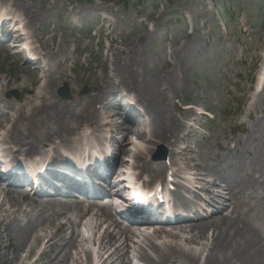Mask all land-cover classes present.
<instances>
[{"label": "rangeland", "instance_id": "rangeland-1", "mask_svg": "<svg viewBox=\"0 0 264 264\" xmlns=\"http://www.w3.org/2000/svg\"><path fill=\"white\" fill-rule=\"evenodd\" d=\"M114 1L16 0L31 8L36 16L35 30L41 40L53 36L43 50V54H48L44 55L45 61L56 54L74 62L72 71L67 72L72 78L70 96L85 97L93 79L96 85L100 84L110 73L108 62L114 57L125 59V55H117L118 50L128 49L129 56L143 66L140 76L147 85L161 82V76L167 73L182 79L181 96H172L179 109L171 107L170 111L180 118L190 107L196 114L198 111L207 114L193 116L196 124L192 127V122H188L190 125L178 140V147L188 148L183 158L200 160L207 169L205 179L208 181L218 183L221 178H230V181L249 185L231 199L232 203L229 200L225 203L229 211L231 204L244 218L259 223L258 211L264 207V92L260 99L256 98L252 76L253 72L257 75L264 64V0H122V4ZM97 16L105 18L101 47L98 40L79 29L88 25L97 30L100 25L94 26L91 22ZM110 46L115 49L113 55L106 54ZM34 73L20 58L10 54L5 45H0V85L6 83L0 100L7 105L5 108L0 104V116L10 107H18L31 98V90L36 86L31 82L20 88V83ZM116 83L110 87L112 91L125 94L123 87ZM85 88L86 92L79 94ZM9 91L16 92L18 97L6 98L5 93ZM167 96L164 94V98H160L164 105L169 103ZM57 100L67 103L58 96ZM3 123L4 117L0 119V124ZM114 137L120 139L119 134ZM127 138L138 145L132 135ZM159 145L167 150L163 144ZM157 146H151L152 154ZM257 169L262 175L255 174L257 180L249 181L247 177ZM185 195L198 201L195 193ZM3 197L0 194V200ZM19 200V210L5 206V211L0 213V216H8L0 229V264H31L30 260L38 257L36 264H55L50 263L53 252L64 244L67 234L55 233L52 227L46 230L53 234L52 247L43 242L30 260H23L26 252L20 249L10 230L14 220L17 223L36 216L37 200L31 196ZM202 206L208 211L213 209L207 203ZM66 208L67 216L76 211L92 210L91 206L78 203ZM103 214L107 212L103 210ZM7 225L5 236L3 226ZM78 249H71L66 264H85V254L76 255ZM200 258L202 261L203 255Z\"/></svg>", "mask_w": 264, "mask_h": 264}, {"label": "bare ground", "instance_id": "bare-ground-1", "mask_svg": "<svg viewBox=\"0 0 264 264\" xmlns=\"http://www.w3.org/2000/svg\"><path fill=\"white\" fill-rule=\"evenodd\" d=\"M0 10H3L4 16L21 24L29 39V45L38 52L41 63L29 79L24 78L20 83V88L31 82L36 86L31 90V98L18 107H10L11 114L3 112L0 116V119L3 117L5 119V123L0 124L2 158L16 155L31 158L40 155L43 146H48L44 153L48 157H53L59 155L62 150L71 151L68 146L72 143L76 147L73 152L78 154L85 146L99 144L104 138V133L108 131L110 134L120 135L121 157L117 159V164L123 166L131 181L136 182L143 175L150 178L151 182L155 179L163 180L165 171L171 169L173 177L178 178L175 181L177 190L183 189L187 193H192L190 187L179 183V174L182 175L184 170H188L195 184L203 183L199 191L209 198V204L216 207L215 215L212 217L206 215L198 218L196 222L179 223L169 231L158 228L150 234H144L122 224L111 214L109 201L115 197L112 192L107 193V198L93 201L90 212L76 211L72 214L75 215L74 218L65 215L68 203L60 205L53 200L40 198L35 204L37 208H34L37 211L36 216L17 223L14 220L13 229L10 230L17 239L20 249L26 252L23 260H30L31 255L43 242L46 246L52 247L50 242L53 234L46 231L52 227L55 233L67 234L64 244L53 252L50 263L55 264H66L71 249L75 250L77 247L80 249L76 255L85 254V264H93L92 251L85 245L96 249L95 256L101 264H132L131 258L142 264H264V207L258 211L260 217L257 224L244 218L239 212L233 218L220 216V210L225 204L221 205L218 200L222 199L224 194L234 199L249 185L242 181H230L232 180L230 178L228 180L221 178L218 183L206 180L207 169L202 162L193 158H183L188 148L178 147V140L189 125L185 120L188 117L187 120L190 122L195 114L194 110L189 109L183 118H179L170 111L171 107L179 109L173 98L181 96L184 89L182 79L167 73L161 76V82L147 85L140 76V69L141 67L143 69V66L129 56L128 49L118 50L117 55H125V59L118 60L114 57L108 62L111 75H107L97 85L94 79L91 80L87 96L75 95L72 96V101L61 104L57 100L58 90L63 84L67 86L69 93L72 90V78L67 72L72 71L74 62L64 56L57 57L56 54L47 62L44 61V55L48 54H43L39 47L44 50L53 36L47 40L36 38L38 20L32 14L31 8L17 3L16 0H0ZM29 30L33 31L34 36L28 33ZM112 51L115 49L110 47L108 52L113 54ZM114 80L149 117L150 120L143 127L134 120L116 122L119 107L108 108L105 105L106 101L113 99L111 97L113 91L109 89ZM2 91L1 86L0 94ZM164 94L168 95L169 103L166 105L160 100L164 98ZM97 106H102L103 110L107 109L103 117ZM194 123L196 124V120ZM128 135L134 136L139 142L138 145H133L128 140ZM154 144H163L167 147L169 167L160 162L155 165L149 161L151 146ZM255 174L261 176L262 171L255 170L247 179L257 180ZM151 182H143V188L149 186ZM0 194L4 195L0 200V213L5 211V206L19 210L21 195L7 193L4 188H0ZM183 199L185 197L180 200V207L187 208L188 202H183ZM103 210L107 214H103ZM7 219L6 215L0 216V229ZM80 226L83 228L82 231L79 229ZM3 227V233L7 236L5 231L9 225ZM83 232L87 233V238L83 237ZM8 244L6 246H9ZM203 254L205 255L201 261L200 257ZM39 258L30 260L31 264L38 263Z\"/></svg>", "mask_w": 264, "mask_h": 264}, {"label": "water", "instance_id": "water-1", "mask_svg": "<svg viewBox=\"0 0 264 264\" xmlns=\"http://www.w3.org/2000/svg\"><path fill=\"white\" fill-rule=\"evenodd\" d=\"M60 96H61V97H66L65 92L61 91V92H60Z\"/></svg>", "mask_w": 264, "mask_h": 264}, {"label": "trees", "instance_id": "trees-1", "mask_svg": "<svg viewBox=\"0 0 264 264\" xmlns=\"http://www.w3.org/2000/svg\"><path fill=\"white\" fill-rule=\"evenodd\" d=\"M140 1V0H139Z\"/></svg>", "mask_w": 264, "mask_h": 264}]
</instances>
